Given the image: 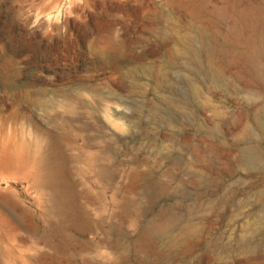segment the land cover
Instances as JSON below:
<instances>
[{"label":"rangeland","instance_id":"obj_1","mask_svg":"<svg viewBox=\"0 0 264 264\" xmlns=\"http://www.w3.org/2000/svg\"><path fill=\"white\" fill-rule=\"evenodd\" d=\"M0 264H264V0H0Z\"/></svg>","mask_w":264,"mask_h":264},{"label":"bare ground","instance_id":"obj_2","mask_svg":"<svg viewBox=\"0 0 264 264\" xmlns=\"http://www.w3.org/2000/svg\"><path fill=\"white\" fill-rule=\"evenodd\" d=\"M261 57H262L261 53H259V54L256 55L255 57H252V58L250 59L251 64L254 65V66H257L258 63H259L258 61L261 59ZM247 59L249 60V58H247Z\"/></svg>","mask_w":264,"mask_h":264}]
</instances>
